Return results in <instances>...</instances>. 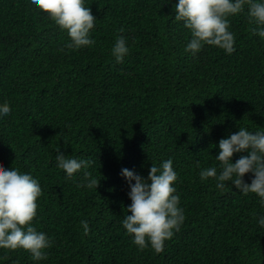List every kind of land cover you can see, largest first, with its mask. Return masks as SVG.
Instances as JSON below:
<instances>
[{
    "label": "trees",
    "instance_id": "obj_1",
    "mask_svg": "<svg viewBox=\"0 0 264 264\" xmlns=\"http://www.w3.org/2000/svg\"><path fill=\"white\" fill-rule=\"evenodd\" d=\"M168 2L86 0L96 43L68 49L67 32L29 0H0V105L12 111L0 123V166L43 188L34 224L53 246L38 264H264L260 198L199 176L219 165L220 139L239 127L264 131V39L245 7L228 18L235 52L206 45L193 57L190 31L174 20L178 0ZM121 35L130 53L118 64L111 48ZM58 150L91 159L98 188L66 178ZM168 159L186 218L163 252L141 250L121 223L131 204L121 170L146 178ZM0 264L37 262L0 249Z\"/></svg>",
    "mask_w": 264,
    "mask_h": 264
},
{
    "label": "clouds",
    "instance_id": "obj_2",
    "mask_svg": "<svg viewBox=\"0 0 264 264\" xmlns=\"http://www.w3.org/2000/svg\"><path fill=\"white\" fill-rule=\"evenodd\" d=\"M29 3L32 8L47 13L61 30L67 32L68 49L95 45L92 33L97 18L92 8L86 6V0H29ZM245 7L250 22L256 25L253 34L264 39V0H178L173 5L174 20L183 22L191 34L185 51L196 57L208 45L227 54L235 52L236 37L228 18L240 14ZM129 53L128 40L121 35L115 40L111 55L121 64ZM11 115L7 104L0 105V123ZM218 148L215 158L219 165L201 169V180L212 178L216 189L222 193L233 187L243 195L254 193L264 205V131L253 132L239 127L238 131L220 139ZM242 153L247 154L233 162L234 155ZM93 163L91 159L65 155L60 150L56 155V166L65 172L66 178L74 179L80 175V186L88 189H97L100 184L89 171ZM247 174H252L251 183L245 180ZM121 176L128 183L131 200L125 207L123 228L141 250L150 246L156 253L163 252L166 241L180 230L186 218L177 193L179 173L173 160H164L159 165L152 163L146 178L128 168L121 170ZM42 196L41 183L31 173L0 166V249H24L37 264L48 259V249L53 246L52 238L34 224L38 200ZM80 223L87 235L90 231L88 222L82 220ZM258 224L264 227V216L258 218Z\"/></svg>",
    "mask_w": 264,
    "mask_h": 264
}]
</instances>
